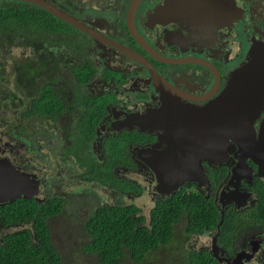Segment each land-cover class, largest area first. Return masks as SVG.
<instances>
[{"label": "flooded vegetation", "instance_id": "flooded-vegetation-1", "mask_svg": "<svg viewBox=\"0 0 264 264\" xmlns=\"http://www.w3.org/2000/svg\"><path fill=\"white\" fill-rule=\"evenodd\" d=\"M53 1L99 37L66 21L65 30L37 37L34 44L0 37L1 47L20 44L34 52L14 58L9 72L0 59V181L16 187L11 197L0 192V264L9 252L24 258L20 248L38 260L48 258L43 242L63 264L56 228L78 225L84 238L87 221L101 207L135 204L140 213L143 207L149 213L156 202L182 190L211 200L220 217L214 229L198 233L209 237L207 244L195 247L188 243L193 235L183 233L182 214L174 225L181 246L204 248L218 264H233L238 253L264 264L260 224L234 223L224 242L219 227L222 211L223 219L227 211L240 216L258 200L254 184L264 174L254 158L264 162V109L253 123L255 151L250 155L231 143L226 161L197 160L201 182L160 192L156 172L144 160L152 150L168 152L173 136L183 145L193 114L223 90L252 47L264 43V0H138L134 9L132 0ZM100 4L111 9L105 14L85 9ZM238 24L242 30L233 29ZM10 73L11 89L6 87ZM33 100L45 102L46 110L33 111ZM151 117L158 130H149ZM37 128L46 136L44 153L36 157L35 150H17L13 143L32 138ZM114 142L121 147L114 148ZM140 198L148 206L136 203Z\"/></svg>", "mask_w": 264, "mask_h": 264}, {"label": "trees", "instance_id": "trees-1", "mask_svg": "<svg viewBox=\"0 0 264 264\" xmlns=\"http://www.w3.org/2000/svg\"><path fill=\"white\" fill-rule=\"evenodd\" d=\"M0 6V37L11 39L23 37L32 44L42 35L52 36L55 32L65 30L66 22L55 17L45 9L33 3L21 0H9ZM38 9H29V6ZM5 7V8H4ZM15 35V36H14ZM41 92V91H40ZM43 94V92H41ZM4 97H0L3 101ZM35 100V99H34ZM31 101L33 111L46 110L45 102ZM119 149V143H113ZM258 200L240 216H233L228 211L220 224V239H227V231L236 223L241 227L260 224L264 230V180L255 182ZM184 215V230L187 235H196L203 230L214 229L220 217L216 205L204 198L198 191L186 190L175 192L167 200L156 202L149 212L148 219L140 213L135 204L127 206H107L96 210L86 223L89 240L85 243V251L96 257L97 264H124L123 258L128 257L135 263L146 261L149 253L162 247H168L174 236V225ZM244 216V217H242ZM51 255L44 260L23 252L17 259L12 252L4 264H59L60 256L51 245L43 242ZM181 243V242H180ZM177 246L172 252L178 260H170V264H218L216 259L204 248L194 249ZM174 249V248H173ZM30 251V250H29Z\"/></svg>", "mask_w": 264, "mask_h": 264}, {"label": "water", "instance_id": "water-1", "mask_svg": "<svg viewBox=\"0 0 264 264\" xmlns=\"http://www.w3.org/2000/svg\"><path fill=\"white\" fill-rule=\"evenodd\" d=\"M22 1L40 5L59 19L69 22L78 29L94 35V37H99L82 22L61 11L47 0ZM134 1L138 2V0H132V9L135 7ZM130 29L134 33L133 29ZM120 49L134 57L138 56L129 49ZM263 109L264 43L253 46L247 62L230 74L223 90L203 107L199 114H193L190 127L186 129L187 136L182 141L184 142L183 145L179 143V139L173 136L169 140L168 152L156 154L152 150L144 154V160L156 172L157 189L163 192L162 187L167 186L166 192L169 193L185 181L201 182L203 173L197 166V160L208 158L212 162H217L219 159L220 162H224L227 159V151L231 143H237L242 152L246 151L251 155V152L255 151L253 144H257L253 139V123ZM149 120H151L147 124L149 130H158L159 124L155 118L151 117ZM184 121L187 120L184 119ZM185 124L183 123L182 126ZM190 134L191 136H189ZM217 152L220 153L217 154ZM256 154L258 153L256 152ZM254 159L258 163V173L261 176L264 174V162ZM11 175L15 178L14 180L11 177L14 183L16 180L18 181V175ZM14 190L16 187H13L10 181H0V192L6 191L8 197H11ZM222 221L223 211L220 224ZM241 259L242 254L238 253L233 264H239Z\"/></svg>", "mask_w": 264, "mask_h": 264}, {"label": "rangeland", "instance_id": "rangeland-1", "mask_svg": "<svg viewBox=\"0 0 264 264\" xmlns=\"http://www.w3.org/2000/svg\"><path fill=\"white\" fill-rule=\"evenodd\" d=\"M53 4L58 5L57 1L49 0ZM85 9H92V12H99L100 14H105L108 12L107 9H111L108 5L105 4H100L96 6H91V5H86ZM238 28L234 27L233 29H239L242 30L241 27H239V24L237 25ZM247 32V31H246ZM34 54L31 48L27 46H22L20 44L18 45H12L8 44L3 45L2 47L0 46V59L2 60L3 63L6 64V68L9 72L10 68V63L14 58L20 59V58H27L28 56H31ZM10 84L6 86L7 88L13 87L11 85L12 83V78L13 74L10 73ZM1 85L3 86V82H1ZM1 87V86H0ZM2 88V87H1ZM44 137H46L43 134V131L40 128H37L35 131V134L32 138L26 140V141H19L16 143V141L13 143L16 147V149H21L23 151H28L30 150H35V152L32 154L33 156L40 157L43 153L44 150L43 148L46 147V143L44 142ZM49 145L51 142L48 143ZM26 153V152H25ZM142 201H146L143 198L137 199L136 203L142 204ZM147 202V206H148ZM145 217L148 219L149 213L147 212V208L143 207L142 212ZM78 219V218H75ZM183 227L181 225L180 229ZM56 233V242L58 246L61 249L62 255H63V264H97L96 257L94 255H85V244H81V241L84 240H89L90 236H87V233L84 235L85 237L81 238L80 235V227L78 225H71L69 222L63 224L62 226L56 228L55 230ZM180 234H175L172 242L170 243L169 247H162L159 248L158 250L149 253L147 259L145 262L141 264H170V260L172 259L173 261L178 260L181 255L177 254L176 257L172 253L177 250V246L180 243L179 239ZM209 241V237L205 234H197L194 235L190 238H188V243L195 247L203 246L204 244H207ZM174 248V249H173ZM172 251V252H170ZM127 258L126 264H140V263H135L131 261L128 257H124L123 261L125 262ZM246 263V264H252L253 261L244 259L242 258L240 263Z\"/></svg>", "mask_w": 264, "mask_h": 264}]
</instances>
